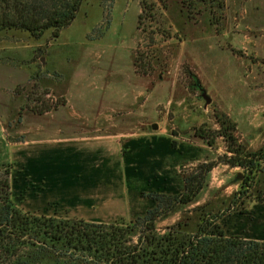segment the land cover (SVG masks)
Wrapping results in <instances>:
<instances>
[{
	"label": "rangeland",
	"instance_id": "rangeland-1",
	"mask_svg": "<svg viewBox=\"0 0 264 264\" xmlns=\"http://www.w3.org/2000/svg\"><path fill=\"white\" fill-rule=\"evenodd\" d=\"M221 120L245 150L263 146L264 0H83L57 37L0 31V168L10 170L13 206L32 217L132 227L155 207L151 195L181 194L192 169L224 155L222 138L208 147L194 134ZM105 136L121 151L85 196L76 162ZM39 151L49 166L68 157L63 196L90 206L28 211ZM245 177L217 164L193 202L155 221L157 234L191 236L200 223H218L227 236L264 241V169L250 188ZM54 249L41 264L80 263L81 254Z\"/></svg>",
	"mask_w": 264,
	"mask_h": 264
},
{
	"label": "trees",
	"instance_id": "trees-1",
	"mask_svg": "<svg viewBox=\"0 0 264 264\" xmlns=\"http://www.w3.org/2000/svg\"><path fill=\"white\" fill-rule=\"evenodd\" d=\"M82 2L0 0V31H21L38 39L46 30H52L53 37H57L73 22ZM144 10L145 4L141 3L138 23ZM197 87L202 90L198 82ZM48 112L37 110L35 113ZM219 125L218 130L199 128L194 134L208 147H212L217 138H222L226 145L224 155L216 162L202 163L192 169L184 177L181 194L151 195L155 207L132 223V227H107L82 221L56 222L53 218L25 214L11 202L9 168H0V264H41L57 245L73 250L75 255L81 254L76 258L80 263L264 264V241L227 236L218 223H200L197 232L191 236L180 235L172 229L163 235L156 232L155 221L176 205L193 202L202 190L206 176L217 164L243 170L247 175L243 183L246 188H250L254 177L264 169V144L256 151H247L234 135L233 124L221 120Z\"/></svg>",
	"mask_w": 264,
	"mask_h": 264
},
{
	"label": "crops",
	"instance_id": "crops-1",
	"mask_svg": "<svg viewBox=\"0 0 264 264\" xmlns=\"http://www.w3.org/2000/svg\"><path fill=\"white\" fill-rule=\"evenodd\" d=\"M95 140L99 141L91 142L90 147L84 149V153L79 156V160L76 162L78 163V171L85 178L81 185L83 187L81 191H83L85 196L88 192H91L89 191L90 187H92V184L90 185L91 179L95 174L103 173L107 171L106 169L113 168L111 158L115 156L117 159L121 151L115 136L97 137ZM44 159V154L40 151L36 153L35 157L34 155L31 157V176L36 184V190L31 195L33 204L28 211L42 216H51L50 209L52 207L50 206L52 205H57L60 208L71 207L73 205L90 206V199L86 197L83 199L79 198L80 200H76L74 203V201H70L63 196L62 192L64 191H62L63 187L61 183L64 174L63 165L64 159L68 160V157L50 162L52 164L50 166L44 162ZM51 168L53 171L50 170Z\"/></svg>",
	"mask_w": 264,
	"mask_h": 264
},
{
	"label": "water",
	"instance_id": "water-1",
	"mask_svg": "<svg viewBox=\"0 0 264 264\" xmlns=\"http://www.w3.org/2000/svg\"><path fill=\"white\" fill-rule=\"evenodd\" d=\"M201 94H202V98L205 100V103L206 105H209L211 103V99L205 94V91L202 89L201 90ZM155 125L152 127V129H155ZM237 179L238 180H241L242 179V176L241 175H238L237 176Z\"/></svg>",
	"mask_w": 264,
	"mask_h": 264
}]
</instances>
